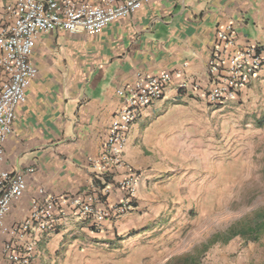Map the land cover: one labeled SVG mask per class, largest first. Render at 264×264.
Returning a JSON list of instances; mask_svg holds the SVG:
<instances>
[{"label":"crops","instance_id":"crops-1","mask_svg":"<svg viewBox=\"0 0 264 264\" xmlns=\"http://www.w3.org/2000/svg\"><path fill=\"white\" fill-rule=\"evenodd\" d=\"M14 1L0 0V29L11 24ZM75 1L97 5L101 0ZM227 25L234 26L237 48L264 50V0H151L96 36L61 30L38 36L31 56L38 74L26 92V101L16 109L0 162V173L35 170L26 175L28 192L6 216L11 226L24 220L30 195L39 189L59 197L87 193L94 176L91 160L102 152L122 107L117 94L120 88L132 85L140 73L180 74L174 76L163 99L141 113L128 134L124 159L129 169H120L118 177H135V210L106 223L100 232L94 231L90 221L69 215L53 231L31 232L16 239L14 243L21 251L27 244L34 245L35 264H94V243L112 249L115 258L125 257L121 264H171L184 255L186 264H191L190 257L195 259L193 264H248V259L233 258L238 248L242 249L235 242L241 236L228 243L207 247L205 242L193 251L158 258L154 255L159 247L151 250L152 255L131 254L134 247L161 230L159 218L170 209L172 193L164 179L177 170L180 140L193 124L194 111L218 107L181 86L212 85L207 65L218 32ZM4 80L0 69V86ZM263 82L264 70L238 101L229 105L242 103L251 89ZM119 198L114 191L109 201L114 203ZM6 242L7 238L0 239V264L5 263L2 249ZM241 252L245 254V249ZM148 258L153 260L148 262Z\"/></svg>","mask_w":264,"mask_h":264},{"label":"built area","instance_id":"built-area-1","mask_svg":"<svg viewBox=\"0 0 264 264\" xmlns=\"http://www.w3.org/2000/svg\"><path fill=\"white\" fill-rule=\"evenodd\" d=\"M151 0H101L99 4L75 0H15L11 8L12 22L0 29V69L6 76L0 86V162L12 133L16 109L26 101V92L37 77L31 62L38 36L58 30L69 34L99 35L110 24L127 19ZM217 45L207 65L212 85L183 84L196 97L211 106H225L238 101L240 94L264 70V50L258 47L237 48L235 29L227 25L217 35ZM187 68V65H183ZM180 74L179 72L176 73ZM174 73L160 75L140 73L132 85L117 94L122 107L109 130L100 155L91 160L93 184L86 194L59 197L39 189L30 195V208L24 220L8 225L6 216L12 205L28 192L26 171L0 173V239L7 238L2 249L4 264H35V248L27 244L23 250L15 245L31 232H50L69 215L90 221L100 232L106 223L132 213L136 208L137 182L134 176L118 177L120 169H129L124 153L131 127L148 107L161 101ZM117 202H110L112 192Z\"/></svg>","mask_w":264,"mask_h":264},{"label":"rangeland","instance_id":"rangeland-1","mask_svg":"<svg viewBox=\"0 0 264 264\" xmlns=\"http://www.w3.org/2000/svg\"><path fill=\"white\" fill-rule=\"evenodd\" d=\"M251 90L246 100L229 108L194 111L193 124L180 140L177 170L164 179L172 193L170 209L159 218L161 230L134 247L132 255H152L156 247L157 258L193 251L264 211V82ZM237 241L242 249L234 259L264 264V234L257 241ZM94 246V264L127 260L111 256L112 249L98 243Z\"/></svg>","mask_w":264,"mask_h":264},{"label":"trees","instance_id":"trees-1","mask_svg":"<svg viewBox=\"0 0 264 264\" xmlns=\"http://www.w3.org/2000/svg\"><path fill=\"white\" fill-rule=\"evenodd\" d=\"M264 234V211L256 212L251 221H246L240 225L231 226L225 233H218L212 237L207 243V247H211L217 243H228L237 236H241L246 240L257 241L258 237ZM190 263L193 264L195 259L189 258ZM186 264L187 256L176 258L173 263Z\"/></svg>","mask_w":264,"mask_h":264}]
</instances>
